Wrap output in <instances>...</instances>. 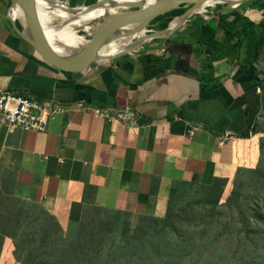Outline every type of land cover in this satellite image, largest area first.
I'll return each instance as SVG.
<instances>
[{
  "label": "crops",
  "instance_id": "obj_1",
  "mask_svg": "<svg viewBox=\"0 0 264 264\" xmlns=\"http://www.w3.org/2000/svg\"><path fill=\"white\" fill-rule=\"evenodd\" d=\"M11 5L0 0V94L68 110L45 133L0 126V173H10L14 194L41 204L63 229L80 224L86 201L111 214L163 217L173 187L226 178L230 188L238 169L260 164L259 133L241 137L258 81L221 47L198 56L199 22L70 74L20 33ZM94 107L143 115L124 127L96 116Z\"/></svg>",
  "mask_w": 264,
  "mask_h": 264
},
{
  "label": "trees",
  "instance_id": "obj_2",
  "mask_svg": "<svg viewBox=\"0 0 264 264\" xmlns=\"http://www.w3.org/2000/svg\"><path fill=\"white\" fill-rule=\"evenodd\" d=\"M97 1L85 0V3L89 5ZM72 3L77 5L78 1L72 0ZM251 3L259 6V9L263 11L261 22H256L246 14L235 10L217 12L218 9L224 8V6L218 5V9L212 13L209 20H203L197 24L195 31L197 50L195 53L200 56L205 50L217 47H221V51H229L237 59V63L239 60H243V65L252 70L261 91L263 87L255 70V63L259 60L264 48V0H255ZM185 11V7L176 8L156 17L154 20H162V28H165L174 17L182 15ZM212 67L210 64L211 69ZM260 105L261 96L259 94L256 101L248 108L250 129L241 137L248 138L250 134L255 135L261 132L257 125ZM259 165L256 168L238 169L233 181L234 185L242 187V184H237L241 180L243 171L264 176ZM227 182L226 178H215L211 184H198L202 189H207L206 199L208 204L212 205L213 215L218 214L219 201ZM195 184L182 183L172 188L166 214L163 217H158L161 219L158 223L166 220L168 215L175 211V200L181 192V185L192 187ZM13 186L14 180L11 174L6 172L0 179V258L5 239L10 237L14 243L13 255L19 264H185L184 260L189 254L185 248L179 246L161 248L157 245L158 243L155 244L152 240L148 242L141 236L122 241L106 251L103 245V235L99 233V228L107 224L105 219L111 220L112 216L117 218L123 217L125 214H111L107 210L93 206L89 201H86V209L79 224L78 233L73 238L68 239L65 235L66 230L41 204L23 198H14ZM241 195L242 193L233 190L226 201L227 209L233 213L231 219L235 218V210L237 214H240L241 219L240 221L236 220V223H242V228L247 233L245 240H243L242 233L235 235L237 244L247 243L249 247L262 245L261 247L264 248V242L259 243L255 239H264V236L255 237L252 228L255 213L249 208V214L245 215L246 213L241 207L248 205L247 199L243 198L244 202L246 201L244 205L238 203ZM11 200H14L15 203L10 204ZM211 221L206 223L208 228L212 226ZM87 227L90 229L88 232L85 231ZM226 227L227 225H224L223 228ZM220 235L221 233L216 234L214 240L218 241ZM212 242L208 247L211 246ZM204 250L201 249L199 254H202ZM177 258H179L178 263L176 262ZM261 263H264V259L252 258L249 264Z\"/></svg>",
  "mask_w": 264,
  "mask_h": 264
},
{
  "label": "rangeland",
  "instance_id": "obj_3",
  "mask_svg": "<svg viewBox=\"0 0 264 264\" xmlns=\"http://www.w3.org/2000/svg\"><path fill=\"white\" fill-rule=\"evenodd\" d=\"M62 1L72 2V0ZM77 1V5H86L85 0ZM251 2L242 4L237 8H233L232 6L226 8L227 4L220 5L224 6V8H226L225 10H235L246 14L256 22H261L263 19V11L259 9V6L253 5ZM217 9L218 5L215 8L208 9L204 14H195L187 23H198L203 20L207 21ZM101 21L102 18L88 22L86 25L91 27L90 30L85 29L86 25L79 27L77 29L78 34L83 36L86 40H90ZM162 22V20H152L147 25V32L150 33L155 30L163 29ZM163 38L164 37L149 39L144 41L141 45L144 46L149 43H155ZM136 40L137 37L134 38V41ZM141 45L137 48H141ZM255 70L263 87L260 91L261 105L257 117V125L258 130L261 131L259 135L261 138L262 150L259 169L264 172V48L261 51L259 60L255 63ZM1 177L2 172L0 173V179ZM240 179L237 185L242 184V187H236L234 183L230 188L226 187L219 201L218 214L215 215L212 213V205L208 204L206 199L207 189H202L198 184H195L192 187L189 185H181V192L175 200V211L169 214L166 220H162L160 223H158V221L161 219H158V217L154 215H147L145 217H141L142 215L139 217L125 215L117 218L116 216H112L111 220L105 219L107 224L99 228V233L103 235L105 250H109V248L118 245L122 241L141 236L148 242L152 240L155 244L158 243L157 245L161 246V248L169 246L185 248L189 253L188 257L184 260L185 264H194L195 262L196 264H249L252 258H257L258 260L264 259V248L261 247L262 245L249 247L247 243L237 244L235 235L237 233H242L243 240H245L247 233L246 230L242 228V223H236V220H241L240 214H237L234 210L235 218L231 219L233 213L228 210L226 206V201L233 190L242 193L238 203L244 205L246 201L244 202L243 198H246V203H248L247 206H241L243 207V212L246 213L245 215H248L249 208H251L253 213H255L254 223H252L255 237L264 236V176L243 171ZM13 195L16 199L21 198L16 194ZM13 203H15L14 200H11L10 204ZM209 221L212 222L211 228H208L206 224ZM224 225H227V227L223 228ZM78 230L79 225L73 226L66 230L65 235L68 239H71L78 233ZM85 231H90L89 227L85 228ZM218 233H221V235L217 241L214 240V237ZM255 239L259 243L264 242V239ZM211 242V246L208 247ZM201 249L205 250L202 254H199ZM13 250V239L7 237L4 242L0 264H19L13 255ZM178 261L179 258L176 259L177 263Z\"/></svg>",
  "mask_w": 264,
  "mask_h": 264
},
{
  "label": "water",
  "instance_id": "obj_4",
  "mask_svg": "<svg viewBox=\"0 0 264 264\" xmlns=\"http://www.w3.org/2000/svg\"><path fill=\"white\" fill-rule=\"evenodd\" d=\"M44 1L45 0H11L12 11L15 6H18L29 20L28 27L20 17H17L23 28L22 30L19 29L20 33L33 44L35 49L53 67L70 74H81L89 70L95 64L104 63V61L101 60L104 49L117 29L133 26L132 29L125 33V36L141 35L137 37L136 41L133 39L125 50L111 57L108 62L118 57V55L137 49V47L146 40L158 37L169 38L174 33L181 30L184 25L190 21L192 16L198 14V9L204 5H209L211 3L220 5L223 3L227 4L226 8L231 6L237 8L242 4L255 0H238L237 6H235L234 2L231 0H98L89 5H75L70 1L62 0ZM44 5L48 7V10L66 7L80 14L102 9L105 10V16L102 17V21L94 31L92 38L88 40L74 56L65 58L56 53L48 43L46 26L40 14L45 9ZM89 7H93L94 9H87ZM181 7H185L186 11L182 15L180 14L174 17L167 27L150 33L147 32V25L156 17ZM226 8L218 9L217 12L225 11ZM173 21H175L174 24Z\"/></svg>",
  "mask_w": 264,
  "mask_h": 264
},
{
  "label": "bare ground",
  "instance_id": "obj_5",
  "mask_svg": "<svg viewBox=\"0 0 264 264\" xmlns=\"http://www.w3.org/2000/svg\"><path fill=\"white\" fill-rule=\"evenodd\" d=\"M231 1L234 2L235 6H237L238 0ZM216 6L217 3L204 5L203 7L198 9L197 12L198 14H204L208 11V9L215 8ZM44 8L45 9L40 14L41 19L46 26V37L48 43L56 53L65 58L74 56L76 52L88 41L83 36L78 34L77 29L79 27L85 26L90 21L100 19L105 16V10L102 9L91 11L90 13L80 14L79 12L66 7L48 10V7L44 5ZM87 9L93 10L94 8L89 7ZM12 15L14 17H20L23 22L29 27V20L26 14L18 6L14 7ZM174 23L175 21H173V24ZM132 28L133 26H127L116 30V32L112 35L110 41L107 43L101 60H103L104 62L109 61L111 57L125 50L135 37L141 35L136 34L125 36V33H127V31ZM85 29L90 30L91 27L86 25Z\"/></svg>",
  "mask_w": 264,
  "mask_h": 264
},
{
  "label": "built area",
  "instance_id": "obj_6",
  "mask_svg": "<svg viewBox=\"0 0 264 264\" xmlns=\"http://www.w3.org/2000/svg\"><path fill=\"white\" fill-rule=\"evenodd\" d=\"M67 110L65 106L40 102L14 92L0 94V126L7 127L12 133L17 131L45 133L56 116ZM92 111L96 116L124 127L137 124L143 115L131 107L122 109L94 107Z\"/></svg>",
  "mask_w": 264,
  "mask_h": 264
}]
</instances>
